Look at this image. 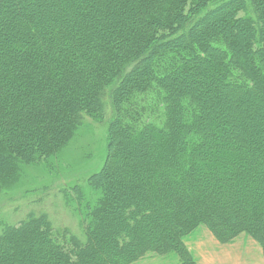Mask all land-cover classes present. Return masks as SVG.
<instances>
[{"label": "trees", "instance_id": "1", "mask_svg": "<svg viewBox=\"0 0 264 264\" xmlns=\"http://www.w3.org/2000/svg\"><path fill=\"white\" fill-rule=\"evenodd\" d=\"M86 119L107 132L81 237L29 211L0 264H198L200 228L264 257V0H0V192Z\"/></svg>", "mask_w": 264, "mask_h": 264}, {"label": "rangeland", "instance_id": "2", "mask_svg": "<svg viewBox=\"0 0 264 264\" xmlns=\"http://www.w3.org/2000/svg\"><path fill=\"white\" fill-rule=\"evenodd\" d=\"M141 99L136 96L129 101L133 105L129 113L132 119H138L137 113H140L136 105ZM108 112L107 109L106 119L110 116ZM105 124V119L101 123L86 119L58 156L46 164L23 167L20 179L0 192V225H16L29 211H40L48 215L56 228H66L70 234L81 237L80 218L74 213L73 189L82 190L84 202L93 201L94 194L85 183L103 164ZM186 246L198 264H264L259 246L245 236H239L231 244L220 245L204 228H200L187 240ZM135 264H178V259L173 254L148 255Z\"/></svg>", "mask_w": 264, "mask_h": 264}]
</instances>
